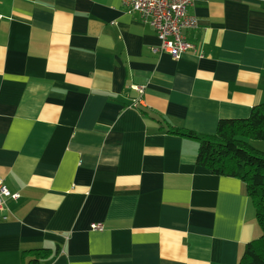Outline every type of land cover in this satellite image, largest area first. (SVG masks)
<instances>
[{
  "label": "crops",
  "instance_id": "0c3cea01",
  "mask_svg": "<svg viewBox=\"0 0 264 264\" xmlns=\"http://www.w3.org/2000/svg\"><path fill=\"white\" fill-rule=\"evenodd\" d=\"M193 2L175 60L123 0H0V264H238L260 236L244 182L169 131L264 104V0Z\"/></svg>",
  "mask_w": 264,
  "mask_h": 264
},
{
  "label": "trees",
  "instance_id": "16d2710c",
  "mask_svg": "<svg viewBox=\"0 0 264 264\" xmlns=\"http://www.w3.org/2000/svg\"><path fill=\"white\" fill-rule=\"evenodd\" d=\"M169 132L198 142L199 166L215 175L244 182L261 234L246 245L238 264H264V152L250 143L264 142V104L254 107L247 119L221 120L212 135H198L180 129ZM44 252L47 250L32 251L36 255L28 264H40Z\"/></svg>",
  "mask_w": 264,
  "mask_h": 264
},
{
  "label": "built area",
  "instance_id": "2783aa9c",
  "mask_svg": "<svg viewBox=\"0 0 264 264\" xmlns=\"http://www.w3.org/2000/svg\"><path fill=\"white\" fill-rule=\"evenodd\" d=\"M193 6V0H123L125 13H137L140 20L156 32L160 45L153 51L167 53L175 60L195 50L184 34L186 30H196L199 27L197 17L190 13ZM19 198L20 195L12 193L0 178V210L7 209L9 201H17ZM92 229L102 231L103 226L93 224Z\"/></svg>",
  "mask_w": 264,
  "mask_h": 264
},
{
  "label": "rangeland",
  "instance_id": "374dc122",
  "mask_svg": "<svg viewBox=\"0 0 264 264\" xmlns=\"http://www.w3.org/2000/svg\"><path fill=\"white\" fill-rule=\"evenodd\" d=\"M250 143H251V145H253V147L264 152V142H262V141H251Z\"/></svg>",
  "mask_w": 264,
  "mask_h": 264
}]
</instances>
